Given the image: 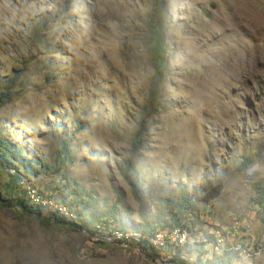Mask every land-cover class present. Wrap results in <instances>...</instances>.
<instances>
[{
  "label": "rangeland",
  "instance_id": "374dc122",
  "mask_svg": "<svg viewBox=\"0 0 264 264\" xmlns=\"http://www.w3.org/2000/svg\"><path fill=\"white\" fill-rule=\"evenodd\" d=\"M11 82L0 137L51 171L0 166L2 198L27 189L46 213L73 218L78 203L93 231H140L144 215L189 238L152 259L14 205L0 207V264H264V205L252 201L264 181V0H0V84ZM141 125L142 206L123 177ZM35 190L59 208L37 205Z\"/></svg>",
  "mask_w": 264,
  "mask_h": 264
},
{
  "label": "trees",
  "instance_id": "16d2710c",
  "mask_svg": "<svg viewBox=\"0 0 264 264\" xmlns=\"http://www.w3.org/2000/svg\"><path fill=\"white\" fill-rule=\"evenodd\" d=\"M69 1L73 2L74 0H69ZM165 1L166 0H163V3ZM161 27H162V23L159 24L156 22L154 26L155 43H156L155 52L158 53V58L160 59L163 57V53L165 52V47H166L164 43ZM161 61H162L161 66L164 67L165 62H163V60ZM12 89H13V82L9 84H0V108L12 102L13 100ZM143 132H144V126L141 125L138 133L132 140V150L129 153L128 158L125 160V170L123 172V177L128 183V185L130 186L132 194L134 195L135 199L138 201L140 206H142L144 183L142 179V172L137 167L136 159L139 153L144 149V133ZM73 139H74V135L70 138V141L64 144V146L62 147L60 151L59 161L62 166L63 165L65 166L72 157L71 141ZM32 162L33 161L24 157L19 150L11 146L5 139L0 137V166L1 167L5 168L7 171H10L11 173L13 171H16V172H19L20 174H24V175L27 174L26 176L30 179L32 178L37 179L36 176H39L41 174H47L51 171L45 159L36 161V163L38 164L37 167ZM242 165L245 167L246 162H243ZM13 178H16V177L14 176ZM255 186L258 190V195L252 201L256 205L262 206L264 205V181L257 182ZM7 188L11 191L13 190V187L11 185L7 186ZM28 192L29 191L27 189L25 191L21 189V192H20L21 195H19L18 197L14 196L11 199L2 198V195L0 192V207H13L14 205L20 206L21 209L23 211H26L27 213L37 214L40 220L45 225H48L50 221H54L55 223L69 226L72 230H75V231H87L90 234L95 235L96 237H100L101 240L103 239V241L108 242V240L106 239V236H104L103 233L98 232L95 229L94 231L91 230L93 221L87 218V214L85 210L80 209L79 208L80 205L78 203L76 204L72 203L74 205V206H71V210L74 212L73 218L67 217L65 215H58V214L51 213V212L46 213L43 210H36L30 205L31 201H30ZM65 203H68V202L65 201ZM87 205H90V203H87ZM35 211H37V213H35ZM115 214L116 212L114 211L113 215ZM141 217H142L143 224H144L140 230L141 232H143L147 236L149 235V237L153 236L154 233L159 232V229H160L159 227L156 228V227L151 226L150 221H145L144 215H142ZM112 227H114V225L107 226L106 229H109ZM147 243L143 241L142 244H138V245H142L146 250H149V252H143L142 250V253H145V255H147L148 257H151L152 259L159 258L160 251H157L153 248H149ZM203 257H204L203 254H199L198 256H196L195 261H193L192 264H217L216 263L217 261H211V260L204 261ZM174 260H176L175 263H177V261H181L179 260V257H175ZM182 264H186L184 260ZM228 264H232V258H230V261Z\"/></svg>",
  "mask_w": 264,
  "mask_h": 264
},
{
  "label": "bare ground",
  "instance_id": "6f19581e",
  "mask_svg": "<svg viewBox=\"0 0 264 264\" xmlns=\"http://www.w3.org/2000/svg\"><path fill=\"white\" fill-rule=\"evenodd\" d=\"M35 201L37 202L36 203L37 205L41 204L42 207L49 206V207L59 208V201L54 197L46 198L44 195L38 193V198H35ZM61 215L68 216L69 212L66 214H61ZM95 230L103 233L104 236H106V239L108 240V242L121 243L124 246H128V245L137 246L138 244H142V242L144 241L145 243L148 242L147 244L149 248H158V249H164L168 245H170V243L180 242L181 244H185L189 238L188 237L189 230H184L180 228H174L171 230L168 229L169 231H166V232L159 231V232L154 233V235L150 237L149 235L147 236L143 232H140L138 230H135V231L128 230L127 231V229L126 230L124 229L125 230L124 231L123 229L118 230L116 227H112V228L104 230L102 224L96 225ZM165 235L176 236L175 242H173L174 240L172 239H163V236Z\"/></svg>",
  "mask_w": 264,
  "mask_h": 264
},
{
  "label": "built area",
  "instance_id": "2783aa9c",
  "mask_svg": "<svg viewBox=\"0 0 264 264\" xmlns=\"http://www.w3.org/2000/svg\"><path fill=\"white\" fill-rule=\"evenodd\" d=\"M17 185V184H15ZM35 198H38V193L36 192L35 190ZM163 239H172V240H176V236H168V235H165L163 236ZM137 249H142L143 252H149V250H146L143 246L141 245H137Z\"/></svg>",
  "mask_w": 264,
  "mask_h": 264
}]
</instances>
